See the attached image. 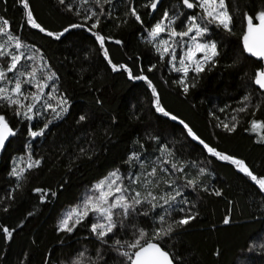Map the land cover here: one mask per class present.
Listing matches in <instances>:
<instances>
[{
	"label": "trees",
	"instance_id": "trees-1",
	"mask_svg": "<svg viewBox=\"0 0 264 264\" xmlns=\"http://www.w3.org/2000/svg\"><path fill=\"white\" fill-rule=\"evenodd\" d=\"M148 3L110 0L103 4L105 14L93 31L111 38L104 47L113 64L127 65L133 75L149 77L162 106L178 117L176 121L155 111L145 81L130 79L124 70L112 71L95 36L88 31L91 22L82 19L89 9L98 11L94 0L83 5L81 0H65L64 4L29 0L34 17L47 31L57 33L71 24L86 25L71 29L60 39L27 26L18 0H0V17L9 21L11 31L23 44L34 47L43 57L47 69L56 74L59 93L68 101V111L35 138L28 135L29 128L38 130L49 119L43 115L28 121L0 103V113L16 131L0 154V225L13 230L9 239L0 233V264H63L85 249L93 258L99 250L102 258L98 264H122V257L110 246L112 240L131 239V224L151 229L162 209L151 210L147 204L139 207V212L150 214L134 215L127 222L129 226L118 228L106 245L90 234V219L73 233L58 232L56 225L59 211L73 205L84 187L117 168L125 177L132 173L140 176L141 183L133 187L144 195L181 192L177 203L185 211L172 212L169 219H179L189 214V209L195 219L163 241V246L179 258L177 264H264V193L235 165L209 154L179 123L183 120L206 144L243 160L255 174L264 176V130H248L252 120L264 121V90L252 82L261 63L245 55L240 45L243 13L254 15L264 7V0H228L235 17L233 32L212 26L208 39L217 42L220 55L210 71L190 81L196 86L187 94L175 83L182 74L162 62L144 37L164 11L180 13L176 22L180 30L186 16L197 9L186 10L180 0H161L151 13L144 7ZM130 6L137 8L143 24L126 15ZM116 40L122 43L116 44ZM153 64L157 67L148 72ZM245 95L251 97L247 111H235ZM82 115L84 121L79 120ZM233 116L237 118L234 131L216 126L221 121L232 123ZM152 136H158L159 141ZM162 144L168 145L173 155L161 153ZM29 151L41 164L18 181L9 174L13 160ZM132 153H138L140 159L126 163ZM165 159L170 162L161 168ZM173 165L182 171H173ZM153 166L157 176L142 175ZM201 167L207 169L203 175L199 174ZM145 179L150 183L144 184ZM169 179L175 182L171 186L164 182ZM189 179L198 182L185 186ZM37 188L56 195L42 201L34 191ZM217 190L221 195L215 194ZM226 216L228 224L223 223Z\"/></svg>",
	"mask_w": 264,
	"mask_h": 264
},
{
	"label": "snow or ice",
	"instance_id": "snow-or-ice-1",
	"mask_svg": "<svg viewBox=\"0 0 264 264\" xmlns=\"http://www.w3.org/2000/svg\"><path fill=\"white\" fill-rule=\"evenodd\" d=\"M18 2L24 9V23L27 26L38 29L40 32H46L48 36H54L56 39H60L71 29L84 28L86 26L84 23L71 24L64 28L62 32L53 33L47 31L34 17L29 6V0H18ZM88 2L89 0H81L82 5ZM59 3L64 4L65 0H59ZM94 3L98 11L89 9V14L84 15L82 19L85 22H91L88 31L95 36L96 42L103 50L104 58L112 67V71L124 70L128 73L130 79L145 81L151 90L155 111L176 121L178 117L162 106L159 93L147 75H133L132 70L127 65L112 63L108 50L104 47L106 40L111 38L101 35L98 31H93L99 28L101 17L105 14L103 4L110 3V0H94ZM159 3L160 0H149V3L144 5V7H150L155 10ZM180 3L185 9L198 8L200 11L187 15V19L182 21L183 28L178 30L176 22L180 13L173 15L166 10L160 19L147 30V35L144 39L148 44L152 45L162 62H166L172 71L182 74L175 83L182 89L183 93L187 94L191 87L196 86L195 83H190V81H195L201 74L210 71L215 66L216 59L220 55L217 42L208 39L212 26L231 34L235 25V17L230 11L228 0H180ZM69 10H72L71 6H69ZM76 14L79 15L80 11L76 10ZM108 14L110 15V13ZM126 15L134 17L137 22L143 24L136 7L130 6ZM242 24L240 42L243 53L255 58L264 65V7H261L254 15L244 12ZM115 43L121 44L122 42L116 40ZM24 47L22 40L11 31L9 21L0 17V58H5L4 64L0 65V82H4L0 86V103L12 108L15 116L22 117L28 121L33 120L35 116L41 115V109L43 112H50L52 119L44 123L42 128L38 130L29 128L28 135L35 138L44 135L49 125L54 120L60 119L68 111L66 107L68 101L62 93H59L56 87V74L50 70L45 72L48 65L43 57L39 60H36L35 56L26 57V54L20 51ZM25 59L34 60L36 63L24 67L22 61ZM18 66L24 67V70H19ZM156 67L153 64L147 71L151 72ZM8 73H13V76L9 77ZM190 73H194L195 76H190ZM252 82L260 90H264V66L257 68ZM9 84L11 87H9ZM25 85L30 86L34 90L26 91L24 89ZM46 88L51 90L45 92ZM250 99L249 95L241 97L240 103L242 106L235 111L246 112ZM85 119L86 117L83 115L79 117L80 121ZM231 119L232 123L221 121L216 126L232 132L237 127L235 123L237 118L233 116ZM179 123L183 125L187 135L199 141L209 154L219 160L229 161L235 165L239 172L249 178L261 193H264V176L255 174L243 160L221 153L216 148L206 144L183 120H179ZM248 130L251 132L264 130V121L252 120ZM15 135L16 131L11 126L7 116L0 113V149H3L6 141ZM151 139L159 141L158 136H152ZM261 140L264 141V135L261 136ZM159 150L168 156L173 155L166 144L159 145ZM80 152L82 155L85 154V149H81ZM138 159H140L139 154L132 153L126 163H131ZM169 162L167 159L161 161L160 167L163 168V165ZM40 164L41 160L34 159L29 151L26 156L18 158L16 165L9 174L16 177L19 181L25 178V173L28 170L37 168ZM141 167H143V162H141ZM163 170L168 171L166 168ZM172 170L182 171V168L178 169L173 165ZM206 171V168L201 167L199 174L203 175ZM142 175L145 177L157 176V167L153 166L150 172L146 171ZM143 182L144 184L150 183L147 179ZM164 182L169 186L175 183L171 179ZM197 182V179H189L185 186H194ZM140 183L141 177L134 173L125 177L118 168L109 172L107 176L93 184L76 204L65 210L58 222L57 231L73 233L78 226L91 217L94 222L89 226L90 234L95 236L101 244L106 245L110 237L116 234L118 228H127L129 226L127 222L134 215L148 216L150 214L149 211L142 213L138 211L139 207L147 204L150 205L151 210L158 208L163 210V214L156 217L153 227L146 229L138 227L136 224H131V239L122 240L117 238L112 240L110 246L118 256L122 257V264H177L179 258L163 246V241L165 238H170L178 227L188 225L190 221L195 219V215L190 214L189 209V214L181 216L179 219L170 220L169 217L172 212L177 210L180 212L185 211L182 207H178L177 203V197L181 195V192L176 190L175 194L166 193L163 196H156L152 192H148L147 195H144L133 187V185H139ZM17 187H19V184ZM34 191L40 194L42 201L48 195H56L55 192L49 193L39 188ZM215 194L217 196L221 195L219 190ZM223 223H230L228 216L224 218ZM0 233L6 239H9L13 230L0 225ZM261 247L264 248V244ZM101 258L99 250L96 257L93 258L85 249L74 256H69L63 264H98Z\"/></svg>",
	"mask_w": 264,
	"mask_h": 264
},
{
	"label": "rangeland",
	"instance_id": "rangeland-1",
	"mask_svg": "<svg viewBox=\"0 0 264 264\" xmlns=\"http://www.w3.org/2000/svg\"><path fill=\"white\" fill-rule=\"evenodd\" d=\"M200 10L197 8V11L195 12V13H198ZM195 13H193V14H195ZM163 15V14H162ZM161 15V16H162ZM188 15H192V14H188ZM160 16V17H161ZM186 18H187V16H186ZM160 19V18H159ZM158 19V20H159ZM157 20V21H158ZM156 21V22H157ZM155 22V23H156ZM154 23V24H155ZM25 45V47L24 48H22L20 51H22V52H24L25 54H26V57H32V56H35L36 57V60H39L40 58H41V56H40V54L38 53V51L34 48V47H32V46H30V45H27V44H24ZM4 61H5V58H0V65H3L4 64ZM36 63V61H34V60H29V59H25V60H23L22 61V65L24 66V67H27V66H29V65H33V64H35ZM177 66H179V65H177ZM24 67H21V66H18V69L19 70H24ZM47 71H49L47 68L45 69V72H47ZM9 77H12L13 76V73H8L7 74ZM3 83L4 82H0V86H2L3 85ZM49 83H51V82H49ZM9 87H11V85L9 84ZM24 89L27 91V90H34V89H31V87L30 86H28V85H25L24 86ZM51 89H45V92H47V91H50ZM54 103V102H53ZM41 112H42V114L41 115H39V116H35V117H40V116H43V115H45V117L47 118V119H52V114L50 113V112H43V110L41 109ZM17 117V116H16ZM21 156H18V157H15V159L13 160V163H12V169H13V167L16 165V163H17V160H18V158H20ZM111 171H113V170H111ZM110 171V172H111ZM109 173V172H108ZM107 173V174H108ZM107 174L106 175H104L103 177H101V178H99L98 180H96V181H94V182H92L90 185H88V186H86V187H84L82 190H81V192H80V194H79V196H78V198H77V200H76V202L74 203V204H76L81 198H82V196L88 191V189H90L91 187H92V185L93 184H95L97 181H99L100 179H102V178H104L105 176H107ZM73 204V205H74ZM70 206H68V207H64V208H62L60 211H59V214H58V216H57V220H56V225L58 226V222H59V220L62 218V216H63V214H64V212H65V210L66 209H68ZM90 219V224L91 223H93L94 222V219L93 218H89Z\"/></svg>",
	"mask_w": 264,
	"mask_h": 264
},
{
	"label": "water",
	"instance_id": "water-1",
	"mask_svg": "<svg viewBox=\"0 0 264 264\" xmlns=\"http://www.w3.org/2000/svg\"><path fill=\"white\" fill-rule=\"evenodd\" d=\"M160 1H161V0H160ZM149 8H150V7H149ZM186 10H192V9H186ZM153 11H154V10L150 8V12L152 13ZM240 36H241V35H240ZM240 45H241V42H240ZM241 48H242V46H241ZM244 54L247 55L246 53H244ZM247 56H248V55H247ZM249 57H250V56H249ZM251 58H253V57H251ZM253 59H255V58H253ZM255 60H256V59H255ZM261 66H264V65L261 64ZM253 84H254V83H253ZM254 85H255V84H254ZM255 86H256V85H255ZM256 87H258V86H256ZM10 138H11V137H10ZM10 138H9V139H10ZM7 142H8V141H6V143H7ZM6 143H5V145H6ZM2 150H3V149H0V154H1Z\"/></svg>",
	"mask_w": 264,
	"mask_h": 264
}]
</instances>
